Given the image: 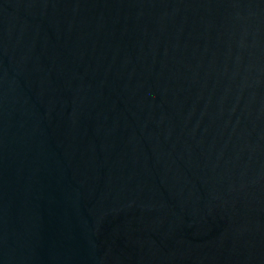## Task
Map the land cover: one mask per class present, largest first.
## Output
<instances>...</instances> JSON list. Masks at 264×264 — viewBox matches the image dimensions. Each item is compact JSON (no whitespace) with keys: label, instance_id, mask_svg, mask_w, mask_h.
I'll list each match as a JSON object with an SVG mask.
<instances>
[{"label":"water","instance_id":"95a60500","mask_svg":"<svg viewBox=\"0 0 264 264\" xmlns=\"http://www.w3.org/2000/svg\"><path fill=\"white\" fill-rule=\"evenodd\" d=\"M0 264H264V0H0Z\"/></svg>","mask_w":264,"mask_h":264}]
</instances>
